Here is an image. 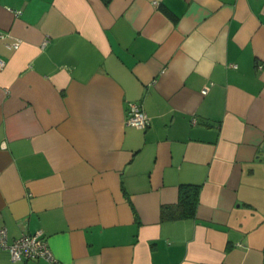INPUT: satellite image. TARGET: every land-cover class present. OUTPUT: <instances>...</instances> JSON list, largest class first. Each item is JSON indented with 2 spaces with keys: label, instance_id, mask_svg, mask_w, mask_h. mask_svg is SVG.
<instances>
[{
  "label": "crops",
  "instance_id": "0c3cea01",
  "mask_svg": "<svg viewBox=\"0 0 264 264\" xmlns=\"http://www.w3.org/2000/svg\"><path fill=\"white\" fill-rule=\"evenodd\" d=\"M0 31V228L55 260L0 264H264V0H0Z\"/></svg>",
  "mask_w": 264,
  "mask_h": 264
},
{
  "label": "built area",
  "instance_id": "2783aa9c",
  "mask_svg": "<svg viewBox=\"0 0 264 264\" xmlns=\"http://www.w3.org/2000/svg\"><path fill=\"white\" fill-rule=\"evenodd\" d=\"M7 38H9V34L0 31V39L4 40ZM46 41L45 39L42 45H44ZM19 45V40H13V42L8 43L6 46L9 49H18ZM3 67L4 63L0 60V70ZM206 92L207 89H204L201 93L206 94ZM126 124L138 129H145L149 124V120L140 106L130 104L127 111ZM0 251H7L13 262L42 259L55 263L41 232H36L32 235H23L12 242H8L6 230L0 228Z\"/></svg>",
  "mask_w": 264,
  "mask_h": 264
},
{
  "label": "trees",
  "instance_id": "16d2710c",
  "mask_svg": "<svg viewBox=\"0 0 264 264\" xmlns=\"http://www.w3.org/2000/svg\"><path fill=\"white\" fill-rule=\"evenodd\" d=\"M102 1H103V3L106 4V5L110 2V0H102ZM171 209H172V208H170V207H168V208H167V207L163 208V210H162V214H163V217H164V218H166V219H168V218H172V219H174V218L180 217L179 212H174V211H172ZM185 213L187 214L188 212H185ZM183 215H185L184 212L181 213V216H183Z\"/></svg>",
  "mask_w": 264,
  "mask_h": 264
}]
</instances>
